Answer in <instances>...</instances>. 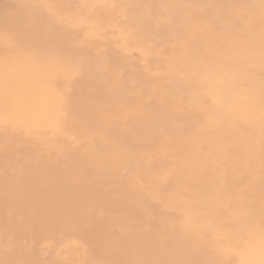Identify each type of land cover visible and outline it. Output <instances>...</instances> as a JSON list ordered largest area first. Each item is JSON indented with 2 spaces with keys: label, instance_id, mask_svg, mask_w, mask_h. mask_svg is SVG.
<instances>
[{
  "label": "rangeland",
  "instance_id": "rangeland-1",
  "mask_svg": "<svg viewBox=\"0 0 264 264\" xmlns=\"http://www.w3.org/2000/svg\"><path fill=\"white\" fill-rule=\"evenodd\" d=\"M0 264H264V0H0Z\"/></svg>",
  "mask_w": 264,
  "mask_h": 264
},
{
  "label": "bare ground",
  "instance_id": "bare-ground-1",
  "mask_svg": "<svg viewBox=\"0 0 264 264\" xmlns=\"http://www.w3.org/2000/svg\"><path fill=\"white\" fill-rule=\"evenodd\" d=\"M171 104V103H170ZM174 105V104H173ZM116 123V122H115ZM190 137V136H189ZM217 141V140H216ZM223 145V144H222ZM229 151V150H228ZM232 154V153H231ZM230 165V164H229ZM231 166V165H230ZM231 180H233L231 177H228L227 178V181H231ZM39 194V193H38ZM260 194H262V193H260ZM260 194H257L256 196H258V195H260ZM261 196H258V197H255V198H253V199H250V200H261V198H260Z\"/></svg>",
  "mask_w": 264,
  "mask_h": 264
}]
</instances>
